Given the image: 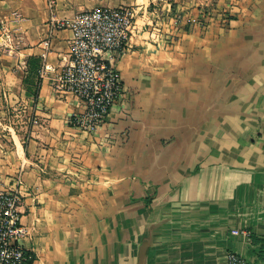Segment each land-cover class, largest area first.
Here are the masks:
<instances>
[{"label":"crops","instance_id":"0c3cea01","mask_svg":"<svg viewBox=\"0 0 264 264\" xmlns=\"http://www.w3.org/2000/svg\"><path fill=\"white\" fill-rule=\"evenodd\" d=\"M55 1L59 17L138 14L117 64L129 97L90 134L53 85L71 30L50 31L48 0H0L16 36L0 99L26 113L0 142V188L22 173L32 264H264V0Z\"/></svg>","mask_w":264,"mask_h":264},{"label":"built area","instance_id":"2783aa9c","mask_svg":"<svg viewBox=\"0 0 264 264\" xmlns=\"http://www.w3.org/2000/svg\"><path fill=\"white\" fill-rule=\"evenodd\" d=\"M50 31L69 29V61L53 83L59 92L72 94L83 101L85 110L74 113L69 121L87 133L95 132L116 106L124 105L129 92L118 62L129 49L134 31L136 7L103 6L59 17L56 1L48 0ZM16 13L14 18H18ZM179 18V17H178ZM177 18V19H178ZM16 36L9 21L0 22V49L14 51ZM50 47V39L43 41ZM22 173L12 185L0 188V264H28L34 255L23 246L30 227L22 223L19 210L22 201ZM238 233V231H235ZM227 264H252L237 251H229Z\"/></svg>","mask_w":264,"mask_h":264},{"label":"rangeland","instance_id":"374dc122","mask_svg":"<svg viewBox=\"0 0 264 264\" xmlns=\"http://www.w3.org/2000/svg\"><path fill=\"white\" fill-rule=\"evenodd\" d=\"M16 99H0V142L8 146H12L17 135L22 136L26 131L23 122L26 113L22 102Z\"/></svg>","mask_w":264,"mask_h":264},{"label":"trees","instance_id":"16d2710c","mask_svg":"<svg viewBox=\"0 0 264 264\" xmlns=\"http://www.w3.org/2000/svg\"><path fill=\"white\" fill-rule=\"evenodd\" d=\"M261 257L264 259V249L262 250ZM28 264H32V261H29V263H28Z\"/></svg>","mask_w":264,"mask_h":264}]
</instances>
